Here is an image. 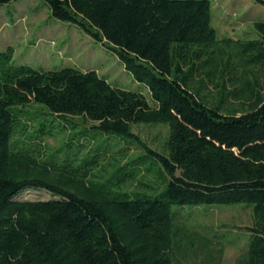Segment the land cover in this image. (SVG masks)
Masks as SVG:
<instances>
[{
    "label": "trees",
    "instance_id": "obj_1",
    "mask_svg": "<svg viewBox=\"0 0 264 264\" xmlns=\"http://www.w3.org/2000/svg\"><path fill=\"white\" fill-rule=\"evenodd\" d=\"M42 2L50 17L112 52L149 100L95 70L17 64L13 47L0 50V264H182L199 255L207 264L222 247L178 224V211L229 204L252 211L234 264H264V85L254 76L253 84L226 90L224 80L236 85L238 66L243 76L264 73V22L253 23L260 39H223L236 49L233 64L230 55L222 61L210 0ZM217 78V100L208 103L202 91ZM230 98L243 99L240 109ZM142 123L168 127L163 152L132 131ZM66 130L50 148L46 138ZM88 133L118 136L120 151L144 150L117 168L135 181L150 172L142 162L150 156L160 185L138 180L117 191L112 177L100 181L92 171L104 151L85 142ZM74 143L84 151L77 164L61 157ZM27 189L52 197L18 199Z\"/></svg>",
    "mask_w": 264,
    "mask_h": 264
},
{
    "label": "rangeland",
    "instance_id": "obj_2",
    "mask_svg": "<svg viewBox=\"0 0 264 264\" xmlns=\"http://www.w3.org/2000/svg\"><path fill=\"white\" fill-rule=\"evenodd\" d=\"M212 8V26L216 31V39L220 47L225 48L222 61L229 56L231 63L238 61L236 49L233 45L226 47L223 39H230L234 44L236 41H247L260 39L259 33L253 26L256 21L264 22V6L254 0H210ZM11 46L14 49V61L17 64H28L33 67L45 69H59L66 66L77 67L80 70H95L98 75L106 79L111 85L143 92L149 100V94L145 86L133 80L122 66L118 58L110 51L96 44L90 36L81 32L78 28L66 22L49 16L48 7L42 0H17L0 6V50ZM243 76V69L238 66L236 70L240 80L232 85L228 76L224 77L226 90L244 86L247 80L253 84L254 76L258 83L264 85V73L255 72ZM199 77H195L192 87L197 85ZM247 79V80H246ZM246 80V81H245ZM217 83V84H216ZM221 79L217 78L207 86L202 93L208 103L217 100ZM247 83V82H246ZM230 105L240 109V100L230 98ZM55 128V127H54ZM56 129H58L56 127ZM168 127L162 124L142 123L132 126V131L153 150L163 152V145L167 138ZM68 130L46 138L50 148H56L68 135ZM86 135L85 142L95 140L96 146L100 147V153L104 151L103 157L93 168L92 173L102 176L100 181L113 178L115 190H132L138 186V180L153 187L160 185L157 167L148 156L143 159V164L150 163V172L142 171L135 181L126 177L127 169H118V165H125L132 159L144 154V150L134 144L126 145L124 151L119 148L123 141L116 135ZM91 139H90V138ZM83 141V140H82ZM89 149V148H87ZM67 153L62 158L75 159L72 163L77 164L78 158L84 151L77 149V143L72 144L65 150ZM86 152V151H85ZM150 192V191H149ZM52 196L36 189H27L18 195V199L45 200ZM179 209V208H178ZM178 224L184 225L188 232L197 233L207 238L213 237L214 249L222 247V254L218 257L217 252L214 260L207 264H234L237 256L243 249L248 238L244 229L251 225L252 211L249 206L243 204H229L219 206H201L179 211ZM188 215L184 219V215ZM216 240H219L217 243ZM204 257L199 255L197 259L190 258L182 261V264H202Z\"/></svg>",
    "mask_w": 264,
    "mask_h": 264
}]
</instances>
